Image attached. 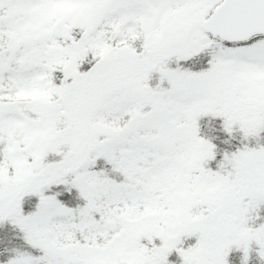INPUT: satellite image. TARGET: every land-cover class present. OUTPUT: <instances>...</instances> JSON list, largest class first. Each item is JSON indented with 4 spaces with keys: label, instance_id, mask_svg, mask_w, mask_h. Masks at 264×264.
Listing matches in <instances>:
<instances>
[{
    "label": "snow or ice",
    "instance_id": "6c2138e0",
    "mask_svg": "<svg viewBox=\"0 0 264 264\" xmlns=\"http://www.w3.org/2000/svg\"><path fill=\"white\" fill-rule=\"evenodd\" d=\"M0 264H264V0H0Z\"/></svg>",
    "mask_w": 264,
    "mask_h": 264
}]
</instances>
